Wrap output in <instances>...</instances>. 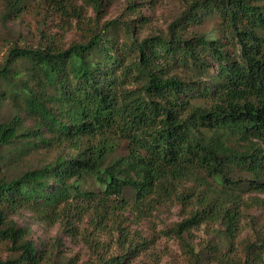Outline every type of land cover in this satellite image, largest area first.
<instances>
[{
  "label": "trees",
  "instance_id": "16d2710c",
  "mask_svg": "<svg viewBox=\"0 0 264 264\" xmlns=\"http://www.w3.org/2000/svg\"><path fill=\"white\" fill-rule=\"evenodd\" d=\"M6 1L5 16L19 19L26 0ZM109 1L78 8L67 0L61 29L79 24L83 9L103 15ZM183 2L166 30L147 36L138 32L147 23L140 16L115 19L68 47L43 33L38 46L9 49L0 63V107H12L0 121V247L9 254L0 264H77L39 249L13 219L23 210L71 239L82 236L91 264H127L149 246L127 224L131 208L142 216L195 203L170 233L183 239L221 222L232 242L243 208L264 202L244 197L264 194V0ZM213 17L217 28L197 29ZM36 151L55 157L8 176L6 166L16 169L18 157ZM85 221L93 232L81 233ZM103 232L118 252L98 249L109 247L92 237ZM231 247L213 245L210 263L264 264V234Z\"/></svg>",
  "mask_w": 264,
  "mask_h": 264
},
{
  "label": "rangeland",
  "instance_id": "374dc122",
  "mask_svg": "<svg viewBox=\"0 0 264 264\" xmlns=\"http://www.w3.org/2000/svg\"><path fill=\"white\" fill-rule=\"evenodd\" d=\"M67 0H26V6L19 19L6 17L7 1L0 0V63H2L9 49L18 44L21 46H38L46 39L44 34L60 35L62 46H70L73 42H85L87 34L96 33L106 23L115 19L128 20L138 19L140 16L147 19V23L138 27V32L142 36L164 31L173 19L179 15L184 8L183 0H111L104 9V14L97 16L90 8L83 9L84 19L74 27L63 31L65 12L62 10ZM74 2L78 8L83 7L82 0H68ZM134 8H131L133 7ZM135 9L136 12L133 13ZM71 13V9H68ZM138 26L141 24L138 22ZM218 27V19L213 17L197 28L200 32H209ZM110 33H113L111 31ZM12 107L5 104L0 107V121L11 118ZM27 125H33L30 119H26ZM125 145H123V148ZM18 148V147H17ZM12 151V152H11ZM122 152V151H121ZM9 159L15 154L13 149L5 150ZM55 157L54 152L45 153L44 151L27 152L18 163V167L11 168L6 166L5 171L9 177H14L20 170L26 167H37ZM24 166V167H23ZM17 171V173H16ZM86 188H91L92 184H85ZM245 198L251 200L259 198L264 200V194L246 193ZM195 203L182 205L177 202L161 205L157 210L138 216L132 208L126 215L129 217L127 222L133 232L138 231L149 241L148 248L138 257L131 259L127 264H196L193 255L188 251L186 242L194 246L196 254L201 257L198 264L210 263L209 255L213 245L219 248L231 246L242 250L247 243H255L264 234V202L259 201L257 205L243 208L242 216L239 219L238 231L235 238L230 242L225 225L220 223H205L199 228L184 234L183 239H179L170 233V229L178 222L189 216ZM17 224L28 230L30 238L40 249L45 246L49 251L60 250V255L73 258L77 264H91L95 254L83 242V237L78 240L71 239L61 232L58 224H47L36 219L32 212L21 211L13 216ZM85 221L81 226V233H85V228L93 232V228ZM85 227V228H84ZM115 237L116 232H112ZM96 237L101 244H108L107 250L103 246H98L102 253L118 252V247L113 243L111 234L108 232L98 233ZM91 237V238H92ZM230 244V245H229ZM60 246V248H59ZM9 252L5 247H0V257L6 258Z\"/></svg>",
  "mask_w": 264,
  "mask_h": 264
}]
</instances>
